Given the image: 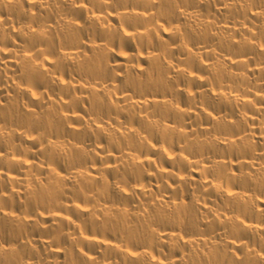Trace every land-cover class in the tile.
<instances>
[{
    "label": "bare ground",
    "instance_id": "6f19581e",
    "mask_svg": "<svg viewBox=\"0 0 264 264\" xmlns=\"http://www.w3.org/2000/svg\"><path fill=\"white\" fill-rule=\"evenodd\" d=\"M0 264H264V0H0Z\"/></svg>",
    "mask_w": 264,
    "mask_h": 264
}]
</instances>
